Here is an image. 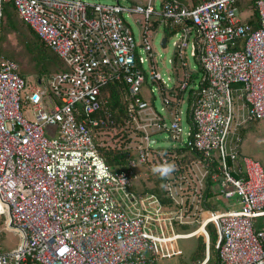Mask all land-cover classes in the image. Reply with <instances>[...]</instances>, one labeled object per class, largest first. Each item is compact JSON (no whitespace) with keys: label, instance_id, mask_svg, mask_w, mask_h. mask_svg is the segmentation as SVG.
Returning a JSON list of instances; mask_svg holds the SVG:
<instances>
[{"label":"built area","instance_id":"1","mask_svg":"<svg viewBox=\"0 0 264 264\" xmlns=\"http://www.w3.org/2000/svg\"><path fill=\"white\" fill-rule=\"evenodd\" d=\"M242 1L202 0L188 8L181 0H162L156 9L153 0H0V33L4 6L12 3L68 68L38 80L44 87L26 94L17 65L0 58V226L20 238L16 249L0 251V264H158L180 257L175 242L198 238L199 228L208 249V226L220 264H264V230L255 227L264 217V170L240 150L241 129L264 119V0L254 1L255 30L242 18L248 9ZM129 20L143 35L141 44ZM162 26L175 31L173 57L180 65L187 67L189 47L202 68L197 85L174 80L173 58L166 81L155 71L144 36ZM147 79L154 85L150 93L161 98L159 113L139 97ZM115 80L125 85L127 123L138 138L128 171L105 164L91 129L99 121L87 118L102 109L101 88ZM177 88L192 90L185 117L186 95L167 110L164 94ZM155 134L200 156L189 164L201 171L195 188L186 175L166 179L172 208L155 194L130 189L137 165L151 157ZM208 181L213 200L234 205L202 209ZM183 185L193 194L182 196ZM176 226L195 229L177 233Z\"/></svg>","mask_w":264,"mask_h":264},{"label":"trees","instance_id":"2","mask_svg":"<svg viewBox=\"0 0 264 264\" xmlns=\"http://www.w3.org/2000/svg\"><path fill=\"white\" fill-rule=\"evenodd\" d=\"M188 8L195 7L199 4L202 0H181ZM255 0H243V4L247 5V10H251L250 16L246 19V23L251 26L252 30H255L259 27V18L257 11L255 10L254 6ZM241 7L240 3L237 5ZM156 27V26H155ZM153 26V28H155ZM165 37H171L175 31L170 30L169 27L163 28ZM10 34H15L16 36L22 35L24 37V42L22 44L23 48L31 55L29 56L30 61L33 64V73L37 74L38 76H46L47 78L51 77L54 74L68 71L67 65L29 28L27 27L18 17L15 7L12 3H7L4 6V16H3V23L1 27L0 33V58H8L16 63L17 67L20 66L22 63L20 61V56L17 53H13L5 49L2 44L6 40L7 36ZM165 38V39H166ZM23 54L25 53L22 50ZM199 66V65H198ZM173 68H174V80L177 82H192V80L201 77L200 82L203 77V70L199 66L200 75L197 74H181L179 72L180 69H184L180 65L179 59L177 56L173 57ZM28 70L24 67H18V74L25 79V74H31L32 72H27ZM45 77V78H46ZM204 85V84H203ZM238 87L240 85H233ZM126 88L122 81H112L106 84L101 88V93L99 96V100L102 102V109L97 113L87 117L90 119H96L99 121L98 126L91 128L92 131L95 132L96 135H104L106 133H110L111 131L118 130H125L130 128L133 130V126L127 123L128 121V100L125 99ZM191 94L192 90L187 92L180 91L179 88L175 90H169L165 96L170 97V105L168 106L167 110L170 111L173 108L179 107V104L182 102L184 96L187 97V103L190 104L191 101ZM142 98V96H139ZM151 104H153V100L151 99ZM154 108V107H153ZM254 123V122H253ZM248 127L241 129L240 135L243 138L245 131ZM100 136L94 137V142L98 148L99 155L105 162V164L110 167L112 170L116 171H128L130 168L128 167V160H129V152L120 148H111L108 146H99L98 140ZM104 142V141H103ZM177 156L182 159L181 168L180 170H176L177 173H182L177 175L173 173V178H178L181 175L188 176L190 174L189 164L192 162H196L199 159V155L196 150L191 147H182L181 149L178 148H170V149H157L151 150V157L147 162L144 164L145 168L147 169V173L154 175L151 171L152 167L156 164L162 163V159L166 158L167 162L173 163L176 161L174 157ZM188 158L189 161H184ZM137 173V172H136ZM140 175L133 174L132 177V186L131 191L135 193H152L155 194L162 203L163 206L169 203V199L166 197L165 191L163 189L164 180L160 179L157 175L155 178L157 179L158 187L155 190L148 189L146 187L145 182L139 178ZM137 183V184H136ZM212 183L208 181L206 184L205 189L202 192V199L203 201L200 203L202 209L204 210H217L218 208V201L213 200V193L211 192L210 185ZM160 185V187H159ZM192 208V207H190ZM207 231L211 234V244H209V251L210 255L205 264H220L218 258V251L215 249V242H216V235L215 230L212 226L207 227ZM199 238V244L197 250L191 256V261L196 263H201L205 259V244L203 239ZM210 243V242H209Z\"/></svg>","mask_w":264,"mask_h":264},{"label":"rangeland","instance_id":"3","mask_svg":"<svg viewBox=\"0 0 264 264\" xmlns=\"http://www.w3.org/2000/svg\"><path fill=\"white\" fill-rule=\"evenodd\" d=\"M93 1H98L102 4H110L113 2V0H93ZM161 1L162 0H153V3L156 9L159 8ZM250 14H251V10H246L242 18L246 19V17L250 16ZM129 24L134 33V38L136 40V43L141 44L143 35L139 31V28L134 26L130 20H129ZM164 36H165V33L163 30V26H162L160 28H157L156 30L151 31L149 35H145L144 37L149 42L151 49H152L151 53L153 54L154 69L156 72H158L161 75L162 79L166 81L167 77L171 76L170 72L172 68L169 63V60L173 58L174 53H175V48L172 45V42L174 41L173 37H168V41L166 45L161 46V40L164 38ZM24 40L25 39L22 35L16 36L15 34H10L9 36H7L6 40L3 42L2 46L8 51L17 53L20 56V61L22 64L18 67H24L25 69L28 70L27 72H32L31 74L24 75L25 80L27 82V88H26L25 93L28 94L29 90L34 85H37L38 87L43 88L44 80H42L40 84H38V80H41L45 78L46 76L44 77L38 76L37 74L33 73V64L30 61L29 56H28L30 54L22 46ZM22 50H24L25 52L24 54ZM189 52H190V48L188 47L186 50V55L183 59V61L187 64V67H184V69L179 68V72L181 74L186 73L188 75L197 74L198 76L200 75L199 66L197 62L195 61V59L190 57ZM30 58H31V55H30ZM144 69L146 70L145 65H144ZM200 79L201 77L198 76V78L192 80V82H189V84L197 85L200 82ZM144 87L145 88H143V90L141 91L142 98L148 102H150L152 99L153 104H151L150 106L151 108L154 107V110L159 113L160 108L162 106L161 98L157 95L155 91L153 92V94L150 93V88L153 89L154 85H151L149 82V79H147V84ZM25 109L26 111H28L29 107H26ZM181 109H182V113H183L182 117H183L184 114L188 110L187 100L182 103ZM25 115L26 117L29 118L28 113ZM29 120L31 119L29 118ZM187 124L188 122H187V119L185 118V120L182 123L185 132L187 131V127H188ZM247 127L248 128L245 131L244 137L240 145V150L244 156H247L255 161H258L264 170V119L251 123ZM96 136L98 137L100 136L98 140L99 146L105 145L111 148H120V149L128 151L132 157H133V154H135V148L138 142V138L134 137V135L132 134V130L130 128H128V130L127 129L125 130L116 129L115 131L106 133L105 136L101 134L96 135ZM152 141H156L154 150H157V149L164 150V149L173 148L175 146H179L178 143H174L173 141L167 139L164 134L153 135ZM172 157H174L176 160V161H173V163H175L176 165V170H180L182 159L177 156H172ZM186 160L189 161L188 158H186L184 161ZM195 168L196 167L190 168V174L185 179L186 182L190 183L191 188H195V178L199 179L200 174H201V171H197ZM135 170L140 175L139 178L142 179L143 182H145L144 185H146L148 189L155 190L158 187V184H157L158 182H157V179L155 178V175L148 174L145 166L137 165V168ZM176 174L180 175L182 173H179L178 171ZM177 181H181V180H177ZM186 190L187 189H184V191H182V196L189 197L191 194H193V190H188V191ZM217 204H218V208H217L218 211H223L225 210L227 206L231 205L230 203H225L223 201H219ZM255 222L257 226L264 227V217H260L259 219H256ZM176 228H177L176 230L177 233H187L188 231L195 229L194 226H191L187 229H182L181 227H178V226H176ZM207 232H208V241L211 244L212 236L209 233V231ZM199 237L203 239V242L206 247L205 236L200 234ZM19 242H20V238L17 234H15L14 232H10V231H3L2 227L0 226V251L1 252L7 253V252H10L16 249ZM198 244H199V238L197 237H193L189 239H179L175 242L174 247L175 249H178L180 251L181 253L180 257L173 258V259L160 260L158 264H203L210 255L209 248L207 249V247L205 250V259L203 262L196 263V262L191 261V256H193V254L197 250Z\"/></svg>","mask_w":264,"mask_h":264},{"label":"clouds","instance_id":"4","mask_svg":"<svg viewBox=\"0 0 264 264\" xmlns=\"http://www.w3.org/2000/svg\"><path fill=\"white\" fill-rule=\"evenodd\" d=\"M151 171L154 175H157L160 179L164 180L176 171V165L175 163H169L165 161L163 163L154 165Z\"/></svg>","mask_w":264,"mask_h":264},{"label":"crops","instance_id":"5","mask_svg":"<svg viewBox=\"0 0 264 264\" xmlns=\"http://www.w3.org/2000/svg\"><path fill=\"white\" fill-rule=\"evenodd\" d=\"M165 182H166V180H164ZM165 182H164V186H165ZM196 183V182H195ZM206 182L204 183V185L206 186ZM164 186H163V189H164ZM188 186L190 187V183L188 182ZM185 188H187V185H183V189H185ZM165 191V190H164ZM165 194H166V191H165ZM166 197L169 199V203L167 204V205H165L164 207L165 208H172L173 206H174V204H173V202H172V200L167 196V194H166ZM160 200V199H159ZM234 200H232L231 202H230V204L233 206L234 205ZM162 204V203H161ZM231 205H229V206H231ZM172 206V207H171ZM188 206H189V208H188V210L189 211H191V210H193V206L192 205H190L189 203H188ZM190 207H192V208H190ZM177 209V208H176ZM196 218V217H195ZM257 219H259V218H257ZM255 227L257 228V229H262V230H264V227L262 226H257V224H256V222H255ZM182 229H187L186 227H184V228H182ZM188 232H190V231H188Z\"/></svg>","mask_w":264,"mask_h":264},{"label":"bare ground","instance_id":"6","mask_svg":"<svg viewBox=\"0 0 264 264\" xmlns=\"http://www.w3.org/2000/svg\"><path fill=\"white\" fill-rule=\"evenodd\" d=\"M207 218H204V221L206 222ZM205 232V229L204 228H199V230L197 231V235H200L202 233Z\"/></svg>","mask_w":264,"mask_h":264},{"label":"water","instance_id":"7","mask_svg":"<svg viewBox=\"0 0 264 264\" xmlns=\"http://www.w3.org/2000/svg\"><path fill=\"white\" fill-rule=\"evenodd\" d=\"M165 43H166V39H165V38H163V39H162V41H161V46H164V45H165Z\"/></svg>","mask_w":264,"mask_h":264}]
</instances>
